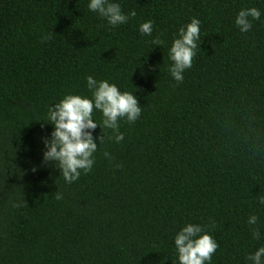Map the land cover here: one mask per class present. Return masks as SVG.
Masks as SVG:
<instances>
[{"label":"trees","instance_id":"1","mask_svg":"<svg viewBox=\"0 0 264 264\" xmlns=\"http://www.w3.org/2000/svg\"><path fill=\"white\" fill-rule=\"evenodd\" d=\"M110 2L137 14L113 27L90 0H0V264H179L188 224L218 244L205 264H251L264 247V0ZM247 8L261 16L241 32ZM194 17L201 36L178 83L169 50ZM89 76L142 111L119 121V143L95 111L93 167L68 183L43 160L44 121L66 95L91 98Z\"/></svg>","mask_w":264,"mask_h":264},{"label":"clouds","instance_id":"2","mask_svg":"<svg viewBox=\"0 0 264 264\" xmlns=\"http://www.w3.org/2000/svg\"><path fill=\"white\" fill-rule=\"evenodd\" d=\"M88 8L92 12L98 13L105 18L109 25L115 27L128 22L130 17L136 16V11L132 10L128 15L122 12L119 3L110 0H90ZM261 13L257 8L242 9L235 20L241 32H248L252 28L249 17L253 20L260 19ZM201 21L192 18L191 22L183 26L178 31V38L172 42L169 56L172 66L169 68L171 76L178 83L184 80L183 73L192 67L193 59L196 56L197 43L200 39ZM141 34L152 35L153 21L149 20L140 25ZM51 37L44 36L42 41H47ZM154 45H163L164 41L157 36L152 40ZM87 87L92 92V97H81L80 95L69 94L50 107L47 120L44 121L54 127L51 139H44L45 148L43 160L45 163L55 161L64 180L68 183L77 181L81 172L87 174L94 164V153L98 145L93 137L92 130L98 126L93 119V113H102V126L111 129L114 133L116 143L124 139V134L119 131L121 119H126L129 123H135L141 116L142 108L133 93L121 90L108 81H97L92 76L87 77ZM110 139L112 137H109ZM100 144L105 141L104 135L99 137ZM108 158L110 154L105 152ZM62 197L57 194L56 199ZM259 203L264 205V197L259 199ZM258 217L251 215L248 219L249 226L257 224ZM214 226V225H213ZM254 239L260 238L258 228H252ZM179 264H205L211 261L212 255L218 248L215 239L209 235L204 227L197 224H188L179 231L174 238ZM264 247L250 254L247 260L251 264H264Z\"/></svg>","mask_w":264,"mask_h":264}]
</instances>
